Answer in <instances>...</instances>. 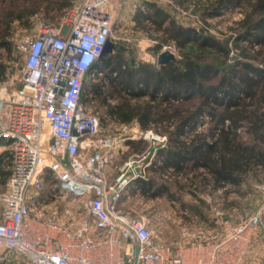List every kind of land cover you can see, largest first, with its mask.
Returning <instances> with one entry per match:
<instances>
[{"label":"built area","instance_id":"1","mask_svg":"<svg viewBox=\"0 0 264 264\" xmlns=\"http://www.w3.org/2000/svg\"><path fill=\"white\" fill-rule=\"evenodd\" d=\"M117 6L80 0L58 26L14 43L23 56L20 87L8 90L13 78L0 85V145L10 154L0 193V264L10 261L7 253L27 264H262L261 212L209 232L183 227L165 241L122 207L129 186L147 179L154 152L148 161L128 158L110 180L118 155L128 141L164 145L166 137L109 134L86 100V74L111 39ZM164 51L174 54V47ZM45 183L55 190L49 198L41 195Z\"/></svg>","mask_w":264,"mask_h":264},{"label":"trees","instance_id":"2","mask_svg":"<svg viewBox=\"0 0 264 264\" xmlns=\"http://www.w3.org/2000/svg\"><path fill=\"white\" fill-rule=\"evenodd\" d=\"M197 2L202 20L236 6L243 8V16L221 41L203 29L177 24L169 13L144 2L132 17L134 28L152 41L149 51L169 45L178 58L157 67L136 61L129 47L114 44L113 54L97 59L88 70L87 79L103 75L99 83L87 84L86 100H96L106 117L119 124L134 122L142 131L166 137L148 168L155 178L169 176L177 191L191 196L225 187L244 195V183H260L264 174V0ZM6 38L0 48L8 50ZM6 72L0 62V84ZM5 156L0 159L2 184L10 174V155ZM168 190L157 184L159 193L179 200Z\"/></svg>","mask_w":264,"mask_h":264},{"label":"rangeland","instance_id":"3","mask_svg":"<svg viewBox=\"0 0 264 264\" xmlns=\"http://www.w3.org/2000/svg\"><path fill=\"white\" fill-rule=\"evenodd\" d=\"M80 0H0V41L2 37H7V48H0V62L7 67V79H12L8 90L16 89L19 86L18 78L23 66V56L15 50L14 43L19 37L34 34L44 26H58L60 19ZM183 0H118V6L114 16L111 42L116 45H124L132 50L136 61L155 64L157 53L148 51L152 46L149 38L140 30L134 28L132 17L138 7H143L144 2L154 3L163 9L175 20L177 24L184 27H193L197 30L203 29L216 39L224 41L231 34L234 23L243 16L242 7H228L222 15L217 18L201 19V13L195 9L197 0H189L183 5ZM231 47V46H230ZM125 57H129L125 53ZM175 57L178 58L177 50L174 48ZM102 75L95 76L93 81L87 79L86 84H97ZM5 80V81H6ZM2 84V83H1ZM0 84V85H1ZM91 110L99 117L101 129L109 134L117 133H144L136 123L119 124L106 117L104 108L98 105L96 100H92ZM151 131V130H147ZM153 135L162 137L153 132ZM139 136V134L137 135ZM142 137V136H140ZM136 145H132L123 150L119 156V161L128 158H143L148 161L152 153L158 148H163L157 140L139 138ZM165 144V143H164ZM162 145V146H161ZM154 155L152 157V160ZM5 169V168H4ZM261 182L257 183L251 179L242 186L244 195L231 192L230 187L219 189L213 194L197 193L191 196L186 191H177V187L172 178H155V185L166 184L168 191L173 198L164 197L162 200L148 203L144 198H139L137 203L126 204L125 210L133 212V215L148 220L155 233L163 240L176 239L179 231L183 227H202L207 232L227 221L233 223L239 215L262 213L264 223V174L259 175ZM147 179L152 176L146 175ZM48 188L47 185H45ZM5 189L0 182V193ZM230 191V192H229ZM189 205L183 209L182 205ZM190 207V208H189ZM264 235V229L258 233ZM259 253V252H258ZM253 254V253H252ZM250 255V252H249ZM264 264V257L262 258Z\"/></svg>","mask_w":264,"mask_h":264},{"label":"crops","instance_id":"4","mask_svg":"<svg viewBox=\"0 0 264 264\" xmlns=\"http://www.w3.org/2000/svg\"><path fill=\"white\" fill-rule=\"evenodd\" d=\"M80 2V1H79ZM76 4H78V3H76ZM75 4V5H76ZM133 21V20H132ZM150 42H152V41H150ZM149 51V50H148ZM152 52V51H151ZM157 53V55L159 54V53H161V49L159 50V51H157L156 52ZM157 55H156V57H157ZM155 64H156V59H155ZM7 79V78H6ZM130 146L127 144L124 148H123V150H126L127 148H129ZM123 150L121 151V153L120 154H122V152H123ZM8 153L9 154V152L8 151H6V147H5V145L4 144H1L0 145V159H2L3 158V160H5V158H6V156H5V153ZM120 154L118 155V157H117V161H116V163H115V166H114V168H112V169H110L109 171H108V176H109V179L110 180H113L114 179V177H116L117 176V168L122 164V162H124V161H119V156H120ZM10 155V154H9ZM127 160V159H126ZM4 166H2L1 168H3ZM8 171H10V167L8 168ZM150 173L148 172V175H149ZM151 175V174H150ZM152 176V180L154 179L153 178V176L154 177H156L155 175H151ZM7 179L8 178H6L5 179V183H4V187H5V185H6V182H7ZM151 179V178H150ZM2 177L0 176V182L2 183ZM145 181H147V179L146 180H141V179H139V180H137V181H135V182H133L130 186H129V188H128V193H130L131 194V197L129 198V199H126L125 201H123V204H122V207L124 208V206L126 205V204H131V203H133V202H135V203H137V201L139 200V198H144L148 203H152V202H156V201H159V200H162L164 197H165V194L164 193H159L158 191H157V186L155 185V183L154 182H152V184L150 185V186H148L147 184H145ZM154 181V180H153ZM45 185H46V183H45ZM44 185V187H43V189H42V191H41V195L43 196V197H45V198H49L50 196H51V194L52 193H55V190L52 188H46V186ZM183 209L185 210V209H187L186 207L184 208L183 207ZM153 230H154V228L153 227H151ZM156 236H157V239H161V240H163V237L162 236H158L157 234H156ZM167 241L169 240V239H166ZM7 257H8V263L7 264H27L25 261H24V259L21 257V256H19V255H17V254H15V253H7Z\"/></svg>","mask_w":264,"mask_h":264},{"label":"water","instance_id":"5","mask_svg":"<svg viewBox=\"0 0 264 264\" xmlns=\"http://www.w3.org/2000/svg\"><path fill=\"white\" fill-rule=\"evenodd\" d=\"M113 48H114V44L110 40H107L104 46L102 47V50H101V53L98 59H102L103 57L107 55L113 54ZM175 60H176V57L173 53L164 51L157 55L156 66L157 67L165 66L171 62H174Z\"/></svg>","mask_w":264,"mask_h":264}]
</instances>
